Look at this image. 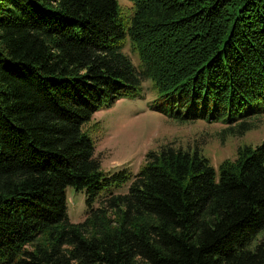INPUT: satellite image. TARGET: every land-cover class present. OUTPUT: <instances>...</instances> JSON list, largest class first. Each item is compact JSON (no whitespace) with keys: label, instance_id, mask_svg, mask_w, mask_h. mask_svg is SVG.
<instances>
[{"label":"trees","instance_id":"trees-1","mask_svg":"<svg viewBox=\"0 0 264 264\" xmlns=\"http://www.w3.org/2000/svg\"><path fill=\"white\" fill-rule=\"evenodd\" d=\"M129 1L130 15L117 0H0V264H264V142L218 172L170 142L112 174L83 129L146 81L180 122L253 129L264 0ZM69 185L86 193L81 222Z\"/></svg>","mask_w":264,"mask_h":264},{"label":"rangeland","instance_id":"rangeland-1","mask_svg":"<svg viewBox=\"0 0 264 264\" xmlns=\"http://www.w3.org/2000/svg\"><path fill=\"white\" fill-rule=\"evenodd\" d=\"M124 13L130 15L132 3L117 0ZM124 51L139 64V55L128 43ZM151 81L144 84L143 95L121 98L111 105H104L83 126L84 131L96 142V155L106 173L128 169L136 174L146 162L148 152L173 142L184 148L200 149L215 166L225 160H236L244 146L256 147L264 142V115L255 120V127L243 135L231 136L226 125L205 120L180 122L164 112L151 108L155 98ZM128 185V184H127ZM118 188L116 192H126ZM68 216L72 222H81L87 215V197L84 190L67 186Z\"/></svg>","mask_w":264,"mask_h":264}]
</instances>
